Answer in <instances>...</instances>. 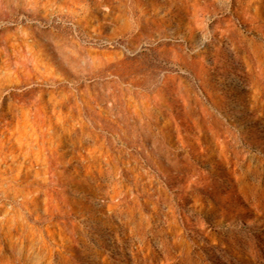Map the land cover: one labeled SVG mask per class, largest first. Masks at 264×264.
Here are the masks:
<instances>
[{"label": "rangeland", "instance_id": "obj_1", "mask_svg": "<svg viewBox=\"0 0 264 264\" xmlns=\"http://www.w3.org/2000/svg\"><path fill=\"white\" fill-rule=\"evenodd\" d=\"M0 67V264H264V0H0Z\"/></svg>", "mask_w": 264, "mask_h": 264}, {"label": "bare ground", "instance_id": "obj_2", "mask_svg": "<svg viewBox=\"0 0 264 264\" xmlns=\"http://www.w3.org/2000/svg\"><path fill=\"white\" fill-rule=\"evenodd\" d=\"M15 67L17 68V70L15 71V73H16V75H19L20 72H23V70L25 69V67H27V64L25 62H18ZM34 67H36V66H34ZM28 71H29V69H28ZM7 73H8V71H6L4 68L0 67V77H2L3 75H6ZM31 75H33V72L31 73ZM54 132L53 133H50V132H44L42 130L41 131L39 130V131H36L35 132V136H36V138L40 142L46 144V143L52 141L53 139H56V138L59 137V134L57 132L56 133H54ZM42 150H45V147L44 148H40V151H42ZM1 160L3 161V159H1ZM26 161H30V160L26 157ZM15 162H17V161H15ZM18 164H19V162H18ZM3 172L0 171V174L3 173ZM12 172H13V170L10 171V173H12ZM20 172L21 171H19V173H17V174L20 175ZM2 175L4 176V174H2Z\"/></svg>", "mask_w": 264, "mask_h": 264}]
</instances>
